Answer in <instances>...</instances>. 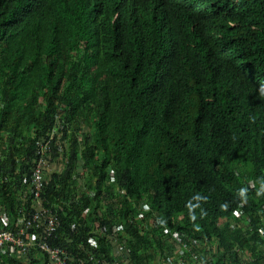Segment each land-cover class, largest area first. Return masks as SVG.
Listing matches in <instances>:
<instances>
[{"label":"trees","instance_id":"16d2710c","mask_svg":"<svg viewBox=\"0 0 264 264\" xmlns=\"http://www.w3.org/2000/svg\"><path fill=\"white\" fill-rule=\"evenodd\" d=\"M240 1L0 0V194L52 136L62 234L79 198L77 218L101 204L124 225L119 264H152L176 231L217 242L214 264H264V0Z\"/></svg>","mask_w":264,"mask_h":264},{"label":"clouds","instance_id":"9594fccd","mask_svg":"<svg viewBox=\"0 0 264 264\" xmlns=\"http://www.w3.org/2000/svg\"><path fill=\"white\" fill-rule=\"evenodd\" d=\"M210 1L203 0L205 6ZM260 94L264 96V85L260 88ZM54 146L60 151L63 149L60 139L56 142H53L52 136L45 139L34 164L32 160V164L23 171L17 166L16 171L21 173L20 181L16 184L10 183L0 194V264H119L116 259L119 247L115 239L119 233L125 231V227L123 224L111 227L108 224L101 225L99 221L106 212L103 205L92 203L84 207L77 218L75 215L78 211L74 205L79 198L65 200L64 204L71 207V217L76 226H70L68 234H62L59 214L65 211L64 205L55 204L44 195L51 174L62 173L69 161L67 158L49 161L47 151ZM4 149L6 147L0 146V159L4 158ZM79 175L82 179L79 182L81 191L83 172L80 171ZM110 181L114 183V177H110ZM250 186L253 187L254 183L250 182ZM11 192H14V195H11ZM90 193V196L94 195L91 191ZM120 193H124V190ZM66 196L68 197V193ZM128 201L134 209V220L143 221L145 226H150L146 215L156 214L150 204L146 200L138 202L129 198ZM241 215L242 210L233 212L235 218ZM84 227L88 228L86 235L82 231ZM5 233L10 236L9 239H2ZM258 234L262 237L264 245V224L258 228ZM101 240L105 242V247H102ZM168 241L173 244L172 249L159 252L152 264H214L213 252L222 251L221 247L218 248L219 244L213 240L203 243L198 237L178 231L171 233ZM45 246L55 250L56 254L51 257ZM237 252L243 264L254 259L252 253L246 249L237 248ZM107 253L114 258L106 260Z\"/></svg>","mask_w":264,"mask_h":264},{"label":"built area","instance_id":"2783aa9c","mask_svg":"<svg viewBox=\"0 0 264 264\" xmlns=\"http://www.w3.org/2000/svg\"><path fill=\"white\" fill-rule=\"evenodd\" d=\"M9 238H10V236H8L7 233H5L4 236L2 237V239H9ZM45 248L48 250V252L50 253L51 257H53L56 254V251L55 250L50 249L47 246H45ZM181 264H184V263H181Z\"/></svg>","mask_w":264,"mask_h":264},{"label":"rangeland","instance_id":"374dc122","mask_svg":"<svg viewBox=\"0 0 264 264\" xmlns=\"http://www.w3.org/2000/svg\"><path fill=\"white\" fill-rule=\"evenodd\" d=\"M56 163V162H55ZM82 181V179L81 178H79V182H81Z\"/></svg>","mask_w":264,"mask_h":264}]
</instances>
